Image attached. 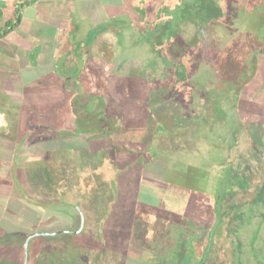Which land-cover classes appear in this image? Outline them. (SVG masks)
I'll return each mask as SVG.
<instances>
[{
  "label": "trees",
  "instance_id": "trees-1",
  "mask_svg": "<svg viewBox=\"0 0 264 264\" xmlns=\"http://www.w3.org/2000/svg\"><path fill=\"white\" fill-rule=\"evenodd\" d=\"M254 1L248 11L237 0H100L102 9L87 17L54 24L60 32L39 43L49 51L45 80L25 87L31 110L14 131L16 170L2 175L11 174L0 191V264L241 263L245 207L264 202V181L256 196L243 197L256 175L247 173L251 162L239 156L240 178L208 211L178 213L164 205L169 186L202 197L211 182L201 143L191 139L188 158L150 143L166 139L153 119L156 105L167 110L169 94L195 81L206 35L219 26L242 30L261 15L264 5ZM30 3L18 2L0 37L21 23ZM185 23L197 26L194 42ZM25 151L39 162L18 166ZM126 235L128 242L119 241Z\"/></svg>",
  "mask_w": 264,
  "mask_h": 264
},
{
  "label": "rangeland",
  "instance_id": "rangeland-1",
  "mask_svg": "<svg viewBox=\"0 0 264 264\" xmlns=\"http://www.w3.org/2000/svg\"><path fill=\"white\" fill-rule=\"evenodd\" d=\"M19 1L0 0V28L3 27L1 18L4 16L5 21L12 17ZM237 1L247 6V10L248 6L256 2ZM260 1L264 5V0ZM41 4L42 0H37L36 5L27 6L23 12V23L0 38V79L3 76L21 78V82L17 81V86L18 83L21 84L19 88L22 91L19 95V89L14 88V109L2 105L11 98H7L4 93L0 94V131H19L20 126L17 124L21 119H25L22 123H28L29 118L26 117L31 108L27 102L25 87L34 82L35 78L42 82L45 80L48 70L45 58L49 51L45 53L44 48L40 50V41L36 39L60 32L54 24L60 21L62 23L66 18L87 17L90 9H102L100 0H46L43 2L45 7ZM262 7L261 15H251L242 23L245 25L242 30L222 26L211 30L206 35L207 43L202 42V56L193 69L195 81L187 83L188 87L187 84H184L185 87H177L176 92L169 94L171 98L167 106L170 107L167 110L164 106L156 105L153 119L158 120V124L162 126L160 131L165 132L166 139L152 137L150 148L171 151L180 149L185 155L188 154V158L192 149L191 139L199 140L201 147L196 150H199L201 166L206 168L211 177L207 193L202 197L169 186L171 189L165 195L167 200H164V205L173 211L180 213L185 208L192 207L208 211L216 205V200H220L223 192L228 187L233 188L231 182L240 178L244 163L239 156L251 162L246 168L247 173H252L253 170L256 172V175L252 174L250 177L252 184L249 190L243 191V197L253 198L263 186L264 155L260 149H264V136L260 138V134L264 131V81L256 79L258 76L264 77V6ZM183 29L194 42L198 31L196 24L185 23ZM25 52L26 58L21 64V59L17 57L21 58ZM38 53L40 61L36 63L34 55ZM7 85L9 87L11 83ZM3 86L4 83H0V90ZM19 96L26 98V101L20 103ZM14 122L16 125L11 128ZM2 135L0 134V176L2 171L6 174L9 169L13 173L16 168V165L11 164L13 150L18 144V139L15 141ZM192 155L197 156L196 153ZM44 156L49 154L45 153ZM39 158L36 154L25 151L19 155L17 164L30 166L39 162ZM4 187L5 184L0 183V191ZM234 189L238 192L237 187L234 186ZM141 192L148 191L142 188ZM262 193L264 198V190ZM147 194L151 196L150 192ZM3 201L0 197V216ZM9 201L7 202L12 205L13 202ZM218 203L220 204L219 201ZM135 209L131 211V218L135 216ZM245 210L247 216L241 235L246 246L240 261L242 264H264V202L249 204ZM190 220L195 229L200 228V223L192 222L189 218ZM128 237L126 235L119 241L126 243L129 241ZM233 261L241 264L237 257Z\"/></svg>",
  "mask_w": 264,
  "mask_h": 264
},
{
  "label": "crops",
  "instance_id": "crops-1",
  "mask_svg": "<svg viewBox=\"0 0 264 264\" xmlns=\"http://www.w3.org/2000/svg\"><path fill=\"white\" fill-rule=\"evenodd\" d=\"M46 0H42V6H43V2H45ZM37 4V0H31V3L29 4V5H27V6H31V5H36ZM27 6L23 9V10H21V15H22V18H21V23H23V12L25 11V9L27 8ZM43 7H45V4H44V6ZM68 13V12H67ZM4 14H2V16H3ZM2 19V25L4 26V24H5V21H4V16H3V18H1ZM21 23L17 26V27H19L20 25H21ZM16 27V28H17ZM16 28H14V29H16ZM13 29V30H14ZM13 30H11V31H13ZM10 31V32H11ZM44 31V30H43ZM9 32V33H10ZM8 33V34H9ZM7 35V34H6ZM1 38V37H0ZM46 38V37H45ZM34 40H35V38H33ZM44 40V38L43 37H41V38H38V39H36V41H43ZM39 42V43H40ZM27 52V51H26ZM24 53L23 54V56L20 58L19 56L17 57L19 60L21 59V64L23 63V60L26 58V54L27 53ZM14 56V55H13ZM17 81L18 82H21L19 79H17L16 77H7V76H3L1 79H0V83H4V86L1 88V90H0V94L1 93H4L5 95H7L8 97L7 98H11V100L8 102V103H3L2 105H8L9 106V108L10 107H14V108H16V100H15V97H14V93H15V90H14V88H18L19 89V95H21L22 94V91L20 90V85L21 84H19L18 83V85L19 86H17ZM8 83H11V85L8 87ZM3 85V84H2ZM15 95H16V93H15ZM20 97V103L24 100V98L23 97H21V96H19ZM18 104V103H17ZM11 108V109H12ZM13 108V109H14ZM10 111V110H9ZM14 124L16 125V123L14 122L13 123V126L11 127V128H14ZM0 134H3L2 136L3 137H6V138H9V139H13L14 140V131H12V130H10V133H9V131H0ZM15 150V149H14ZM14 150H13V153H14ZM27 152V151H26ZM29 152V151H28ZM12 153V154H13ZM19 159V158H18ZM17 163H18V161H17ZM12 166H14V161L12 162V164H11ZM18 165V164H17ZM23 166H24V164H23ZM6 168V167H5ZM9 170V169H8ZM12 173V172H11ZM2 175H4L3 174V171H2ZM8 175H9V173H8ZM7 175V176H8ZM7 178V177H6ZM6 178H4V177H2V176H0V183H3L4 182V180H5V184H6V182H7V179Z\"/></svg>",
  "mask_w": 264,
  "mask_h": 264
}]
</instances>
